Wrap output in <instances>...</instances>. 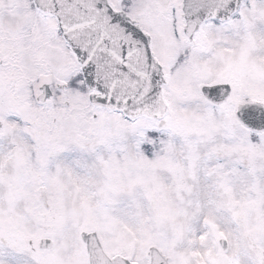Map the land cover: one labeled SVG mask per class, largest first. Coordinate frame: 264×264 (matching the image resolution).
<instances>
[{"label":"snow or ice","instance_id":"6c2138e0","mask_svg":"<svg viewBox=\"0 0 264 264\" xmlns=\"http://www.w3.org/2000/svg\"><path fill=\"white\" fill-rule=\"evenodd\" d=\"M0 264H264V0H0Z\"/></svg>","mask_w":264,"mask_h":264}]
</instances>
